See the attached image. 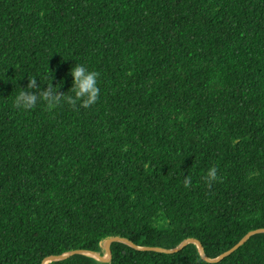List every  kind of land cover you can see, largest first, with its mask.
<instances>
[{"label":"trees","instance_id":"obj_1","mask_svg":"<svg viewBox=\"0 0 264 264\" xmlns=\"http://www.w3.org/2000/svg\"><path fill=\"white\" fill-rule=\"evenodd\" d=\"M257 229L264 0H0V264L101 256L111 237L215 259ZM109 250L264 264V233L217 262Z\"/></svg>","mask_w":264,"mask_h":264},{"label":"water","instance_id":"obj_2","mask_svg":"<svg viewBox=\"0 0 264 264\" xmlns=\"http://www.w3.org/2000/svg\"><path fill=\"white\" fill-rule=\"evenodd\" d=\"M257 233H264V229H257V230L250 231L243 238H241L236 244H234L231 248H229L224 253L220 254L215 259L205 258L203 256V251H202V247H201L200 243L198 241H196L195 239L184 240L178 246H176L173 249H162V248H158V247H139V246H135L134 244L130 243L129 241H127L125 239L118 238V237H111V238H107L104 241H102L105 244L104 245V251H105L106 257L99 256V255H97V253H94V252H88V251H82V250H74V251H70V252H68L66 254H63V255H60V256L47 257V258H45L43 260L42 264H48V263L53 262V261L62 260V259L67 258L68 256L74 255V254L88 256V257L93 258L94 260H96V259L94 257H92L91 254L97 255V258L99 259V261L101 263L109 264L110 258H111L109 246H110V244L112 242H121V243L127 244L128 246H130V247H132L134 249L141 250V251H155V252H162V253H166V254H170V253L176 252V251L180 250L182 247H184L186 244L191 243V244H193V245H195L197 247L199 255L205 261H207V262H217L220 259L224 258L225 256L231 254L233 251H235L239 246H241L245 242V240L249 236H252V235L257 234ZM96 261H98V260H96Z\"/></svg>","mask_w":264,"mask_h":264},{"label":"bare ground","instance_id":"obj_3","mask_svg":"<svg viewBox=\"0 0 264 264\" xmlns=\"http://www.w3.org/2000/svg\"><path fill=\"white\" fill-rule=\"evenodd\" d=\"M99 253L101 254V256L103 255L102 257H106V254H105V251H104L103 248H102V250H101ZM97 255H99V254H97ZM97 255H93V254H91L92 257H94L96 260H98V262H100L99 259L97 258ZM99 256H100V255H99ZM100 263H101V262H100Z\"/></svg>","mask_w":264,"mask_h":264},{"label":"rangeland","instance_id":"obj_4","mask_svg":"<svg viewBox=\"0 0 264 264\" xmlns=\"http://www.w3.org/2000/svg\"><path fill=\"white\" fill-rule=\"evenodd\" d=\"M104 245H105L104 242H101V243H100V251L102 250V248L104 249ZM102 256H103V255H102Z\"/></svg>","mask_w":264,"mask_h":264}]
</instances>
